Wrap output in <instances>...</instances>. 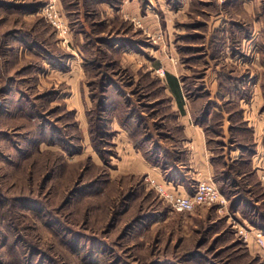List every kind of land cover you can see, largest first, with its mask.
Here are the masks:
<instances>
[{"label": "rangeland", "instance_id": "obj_1", "mask_svg": "<svg viewBox=\"0 0 264 264\" xmlns=\"http://www.w3.org/2000/svg\"><path fill=\"white\" fill-rule=\"evenodd\" d=\"M29 2L33 16L0 8V264H264L249 245L257 228L225 195L222 207L176 213L146 175L124 170L125 159L137 165L126 143L162 162L152 158L174 122L162 79L223 11L228 29L261 23L241 73L228 67L218 91L253 131L264 190V0L254 19L239 0ZM218 140L225 157L232 146Z\"/></svg>", "mask_w": 264, "mask_h": 264}, {"label": "crops", "instance_id": "obj_2", "mask_svg": "<svg viewBox=\"0 0 264 264\" xmlns=\"http://www.w3.org/2000/svg\"><path fill=\"white\" fill-rule=\"evenodd\" d=\"M2 2L12 5H2ZM239 2L241 8L245 10V13L249 17L254 19L255 14H259L258 0H239ZM0 3V8H4L2 10L6 13H20L23 17L33 16V13H30L32 11L30 9L32 5H30L29 0H0ZM181 3H185L184 0H182ZM189 6L190 2L187 4V8ZM233 6L238 7L237 4H233ZM185 7L184 4V8ZM226 14L227 13L222 11L210 16L211 22H207L209 26L206 33V41H204V38L200 43L193 42L186 45L188 51L194 48L183 57L188 58L183 60L181 57L183 61L181 60V63H178V65L174 67V70L169 71L162 79L166 87V92L171 97V112L174 115V122L168 129L170 133L168 134V138H166V142H164L165 145L162 143L165 150H169L170 153L166 154L164 151L163 153L159 151V153L157 152L156 154V158L161 161L165 159L168 165L163 170L162 167L158 166L160 163L156 165L150 163L149 160L144 158L140 151L135 150L130 143H126L128 153L134 158L137 165H134L130 160L127 162L125 159L124 163L129 164V166L124 165L125 173L131 171L140 172L148 178L153 179L156 183L164 185L168 190L181 194H188L192 192L193 185L197 181L213 180L217 169L220 168L221 165L229 164L240 159V149H238L231 140V133H226L230 130V122L229 124L223 122L222 125L219 124L215 127L216 129L223 130V133L211 134L213 128L210 126V116L213 112H219L223 114L224 121H226V117L228 118L231 114V112L226 109L227 107L220 109L219 106L216 105L221 104L220 99L223 98L221 92L218 91V84L224 81L222 76L223 72L230 71L228 67H234V70L239 69L238 71L241 73L242 64L248 59L246 56L248 54L245 53L246 49L250 48L245 42L252 41L257 36L261 23L259 20L253 21V27L250 26L251 31H248V27L245 33L238 22L232 24L233 27L228 29L225 28L229 21ZM192 30H194V33H197L196 29ZM217 39H222V41L220 43L216 42L210 44L211 40ZM230 39L233 42H239V44L243 41V48L241 49L238 46L229 45L231 46L229 48L230 50H226L227 47H229L227 45L230 43ZM219 45H221V47L218 48L217 46ZM241 51L244 53H241ZM222 53L224 54L222 55ZM228 59L230 61H227ZM252 59V63H255L257 54L256 57ZM11 63L12 62H10V65ZM250 76L253 77V74L251 73ZM226 81L238 82V80L233 79L230 74L229 77L226 78ZM172 83L175 85V89ZM198 83L206 84V86L197 89ZM189 85L190 89L186 92L185 90ZM228 98L229 97L225 98L226 101ZM207 106L210 108L207 120L204 122L203 114L205 110H207ZM124 138H126L125 135ZM218 138L222 140V142L220 141L219 143H222L223 146L225 143L227 147L232 146L230 149L228 148V151L224 152L225 157L222 154L219 155L218 153H214L212 144L219 141ZM229 141L233 144H229ZM254 143L256 152L252 157V166L256 170L257 175L260 176V170L255 166L258 158L257 153L259 152L258 143L255 139ZM158 145L161 150L159 143ZM220 157L221 160H219ZM131 164H133V166H131ZM260 167L264 174V159ZM249 245L252 246L254 252L261 254L262 251L256 244L253 236L249 241Z\"/></svg>", "mask_w": 264, "mask_h": 264}, {"label": "trees", "instance_id": "obj_3", "mask_svg": "<svg viewBox=\"0 0 264 264\" xmlns=\"http://www.w3.org/2000/svg\"><path fill=\"white\" fill-rule=\"evenodd\" d=\"M11 5L12 4H6V6ZM32 8L34 7L31 6L30 9ZM50 59L57 61L58 57L53 55ZM174 86L175 85L173 84V87ZM102 105H104L103 101L100 103L101 108H103ZM216 105L219 106L220 109L222 108V105ZM228 105V103H225L224 106L227 107ZM209 108L210 107L207 106V110H205V113L203 114L204 122L207 120ZM226 109L229 111L228 107ZM238 114V112L231 111V114L229 115V122L231 125L229 132L231 133V140L241 151V157L229 164L221 165L216 171L215 180L220 192L230 200V211L234 216L241 210L243 216L238 220L245 225L244 219H246L250 226L257 228L264 233V190L261 187L260 180L252 166V157L255 154V143L252 137L253 131L249 128L246 122H243V120L240 119V117H238L239 120L235 121V116ZM223 122V114L213 112L210 116V126L213 128L211 134L223 133V130L215 128L219 124L222 125ZM102 133V130L99 131L97 129L96 139L102 137ZM51 135L52 134H50V136ZM106 135L108 136V134ZM164 153L169 154L170 151L164 150ZM155 158L156 155L152 159L154 160ZM219 160H221V158H219ZM160 165L164 170L168 165V162L164 159ZM196 256L192 257L194 258Z\"/></svg>", "mask_w": 264, "mask_h": 264}, {"label": "built area", "instance_id": "obj_4", "mask_svg": "<svg viewBox=\"0 0 264 264\" xmlns=\"http://www.w3.org/2000/svg\"><path fill=\"white\" fill-rule=\"evenodd\" d=\"M48 16L53 21L52 23L56 24V16H52L50 13ZM147 181L150 183L151 187L155 189L159 197L176 213H193L202 207H222L227 203L218 185L211 179L197 181L193 185L192 192L188 194H181L168 190L164 185L156 183L150 178H147ZM251 233L256 244L264 253V233L259 229H252ZM246 237L247 236L244 235V239H246Z\"/></svg>", "mask_w": 264, "mask_h": 264}]
</instances>
